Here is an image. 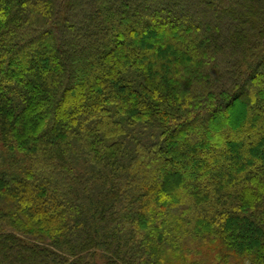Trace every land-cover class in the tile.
Segmentation results:
<instances>
[{
  "label": "trees",
  "instance_id": "trees-1",
  "mask_svg": "<svg viewBox=\"0 0 264 264\" xmlns=\"http://www.w3.org/2000/svg\"><path fill=\"white\" fill-rule=\"evenodd\" d=\"M0 264H264V0H0Z\"/></svg>",
  "mask_w": 264,
  "mask_h": 264
},
{
  "label": "rangeland",
  "instance_id": "rangeland-1",
  "mask_svg": "<svg viewBox=\"0 0 264 264\" xmlns=\"http://www.w3.org/2000/svg\"><path fill=\"white\" fill-rule=\"evenodd\" d=\"M242 97H243V99H242ZM242 97L239 100H236L234 105H233L232 110L235 112L236 118H238L240 116L238 114V111L242 108V105L244 103V95ZM64 117H65V115L62 116V118H60V119H63Z\"/></svg>",
  "mask_w": 264,
  "mask_h": 264
}]
</instances>
